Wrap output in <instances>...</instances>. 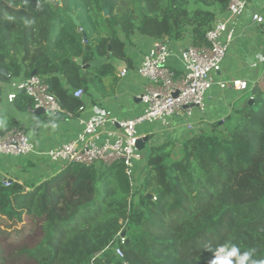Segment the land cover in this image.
Wrapping results in <instances>:
<instances>
[{
	"label": "trees",
	"instance_id": "obj_1",
	"mask_svg": "<svg viewBox=\"0 0 264 264\" xmlns=\"http://www.w3.org/2000/svg\"><path fill=\"white\" fill-rule=\"evenodd\" d=\"M230 1L0 0V108L4 85L34 71L43 79L60 73L73 90L87 91L118 64L130 65L126 51L135 36L205 46ZM250 93L254 105L237 109V126L215 122L178 146L150 144L136 167V188L121 161L73 164L34 186L11 180L5 187L4 177L0 217L39 223L42 240L27 252L38 264H212L226 257L218 252L224 245L241 254L255 249L252 259L264 261V76ZM22 97L34 107L22 93L16 100ZM4 116L10 114L0 112V121ZM14 128L11 118L0 135ZM121 220H129L124 258L111 246Z\"/></svg>",
	"mask_w": 264,
	"mask_h": 264
},
{
	"label": "built area",
	"instance_id": "obj_2",
	"mask_svg": "<svg viewBox=\"0 0 264 264\" xmlns=\"http://www.w3.org/2000/svg\"><path fill=\"white\" fill-rule=\"evenodd\" d=\"M250 3L257 8L251 13V23L255 26L264 24V16L261 13L264 9L263 0H231L227 15L219 18L207 32V44L202 47L187 44L180 51L184 65V72L181 74L176 73L168 65L169 59L177 53L171 44L166 41L153 42L150 50L143 55L138 69L139 75L148 80L139 96L146 106L141 116L120 119L109 110L96 109V114L90 119L79 121L83 130L75 139L47 152H39L25 130L14 128L0 135V156L25 157L37 154L56 164L61 171L73 164L92 166L102 163L111 166L121 161L126 167V174L133 188H136L138 185L136 167L142 153L138 150L137 143L147 136L140 134L138 129L154 123L171 128L174 118L180 116L181 110L187 107L184 111L186 128L190 133L195 131V125L191 121L194 109L198 108L201 111L206 109V94L215 84L214 74L222 71L228 48L234 39L237 21L248 10ZM125 73L124 70L121 76ZM218 84L221 89L231 88L237 92H244L249 87L248 82L243 79H231ZM11 86L16 92L9 94L10 102H14L18 94L25 91L34 103L30 111L44 109L53 115L63 113L68 117L75 116L71 110L62 106L49 84L38 75L19 82L14 81ZM72 96L82 101L85 90L76 89ZM84 110V105L78 109L80 112ZM10 184L11 180L6 178L3 180L5 187ZM153 199L156 201L157 197L153 196ZM128 222L129 220H121L124 227L111 243L121 258L125 256L122 246L127 243V236L123 237V233L126 232Z\"/></svg>",
	"mask_w": 264,
	"mask_h": 264
},
{
	"label": "crops",
	"instance_id": "obj_3",
	"mask_svg": "<svg viewBox=\"0 0 264 264\" xmlns=\"http://www.w3.org/2000/svg\"><path fill=\"white\" fill-rule=\"evenodd\" d=\"M264 1V0H263ZM257 10L253 3H250L248 10L238 19L235 35L228 48L226 58L222 65V71L214 74L215 84L206 94L204 111L194 109L192 123L198 132L209 131L215 122H222L221 125L235 127L241 120V115L237 109L248 104L251 96V89L264 76V26H255L251 23V13ZM261 9H259L260 11ZM153 42L152 39L135 36L126 51L130 58V65L118 64L114 75L103 78L101 83L90 85L85 90V97L82 101H75L72 94L75 90L67 84L64 76L60 73H50L44 76L50 89L61 101L64 108L72 110L74 117L63 120L47 121L42 116L35 114L27 107V98H18L14 102L8 100L9 94L16 92V89L8 82L4 85V100L1 105V113L10 114L4 116L0 121V129L8 126L11 118H15L19 127L26 131L39 152L59 146L60 144L75 139L83 130L80 120H88L96 114V109L109 110L120 119L136 118L145 111V103L140 99L144 86L148 80L143 79L138 69L141 65L143 55L147 53ZM177 52L176 56L169 59L168 65L176 73L184 72V65L181 60L180 51L187 45L170 43ZM124 76H121L123 71ZM2 74V73H1ZM3 77H6L2 74ZM7 78V77H6ZM231 79H243L248 82V90L237 92L231 88L221 89L219 82H228ZM21 81V80H16ZM66 92L70 99H65ZM23 94V93H22ZM26 95V94H24ZM254 100V99H253ZM76 102V105L72 104ZM84 105L83 112L78 111L79 105ZM48 116V115H47ZM229 118V120H226ZM184 115L174 118L171 128H164L159 123L147 124L138 129L140 134L150 136L147 144H156V140L172 141L180 143L185 135L190 132L186 128ZM104 139V136L103 138ZM160 141V140H159ZM166 143V142H165ZM161 144V143H160ZM145 152V151H144ZM141 153V159L137 163V168L144 162L145 153ZM61 170L51 161L41 157V155H31L25 157L0 156V180L19 181L34 186L45 180L51 179ZM3 180V179H2ZM137 184L140 183V172H137ZM39 224V223H38ZM40 233V232H39ZM42 237V236H41Z\"/></svg>",
	"mask_w": 264,
	"mask_h": 264
},
{
	"label": "rangeland",
	"instance_id": "obj_4",
	"mask_svg": "<svg viewBox=\"0 0 264 264\" xmlns=\"http://www.w3.org/2000/svg\"><path fill=\"white\" fill-rule=\"evenodd\" d=\"M65 99H70L68 92ZM75 101H72L73 105H76ZM159 140H156V144L171 142ZM176 144L175 146L179 145ZM175 146H172L170 151L177 150ZM147 151L148 149L144 152L146 155ZM39 227L37 222L27 217H24L23 221L0 217V264H38L27 252L37 248L42 240Z\"/></svg>",
	"mask_w": 264,
	"mask_h": 264
},
{
	"label": "clouds",
	"instance_id": "obj_5",
	"mask_svg": "<svg viewBox=\"0 0 264 264\" xmlns=\"http://www.w3.org/2000/svg\"><path fill=\"white\" fill-rule=\"evenodd\" d=\"M219 253H226L225 258H216L212 261V264H233L231 259L227 257H236V264H264L262 260L252 259L255 254V249L245 251L242 254L237 246H221L218 249Z\"/></svg>",
	"mask_w": 264,
	"mask_h": 264
},
{
	"label": "water",
	"instance_id": "obj_6",
	"mask_svg": "<svg viewBox=\"0 0 264 264\" xmlns=\"http://www.w3.org/2000/svg\"><path fill=\"white\" fill-rule=\"evenodd\" d=\"M105 15H106V16H109V10H107V9L105 10ZM76 25H77L78 27L80 26V24H79L78 22H76ZM87 40H88L87 34L84 33V41L86 42ZM78 64L81 65V64H82V60H78ZM88 67H89V66H86V67H84V69L86 70ZM1 73L4 74L7 78L9 77V74L6 72V70L2 69V70H1ZM36 75H38V72H37V71H34V72L31 74L32 77H34V76H36ZM22 93H23V94H26L25 91H23ZM175 96H177V94H176ZM248 104H249V105H254L253 99H250V101H249ZM186 109H187V107H184V108L181 110L180 114H181V115H184V113H185L184 111H185ZM35 114L38 115V116H42V115L54 116V117H55L56 119H58V120H63V119L66 118V115L63 114V113H57V114L53 115L51 112H47V111H45L44 109H36V110H35ZM220 124H222V122H220ZM149 142H150V136H149V135L145 136L144 139L139 140L138 143H137V148H138V150H139L140 152H144V151L146 150V148H147L146 146H147V144H148ZM109 153H110V151H109ZM147 197H148L149 199H152V198H153L152 195H147ZM125 236H127V232H124V233H123V237H125ZM128 242H129V241H127V243H128ZM107 263H108V261H107Z\"/></svg>",
	"mask_w": 264,
	"mask_h": 264
}]
</instances>
